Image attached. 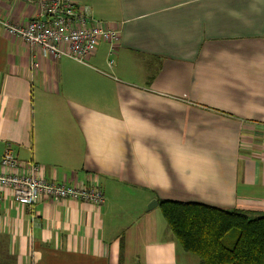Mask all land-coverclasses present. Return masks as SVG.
Returning a JSON list of instances; mask_svg holds the SVG:
<instances>
[{
  "label": "crops",
  "instance_id": "0c3cea01",
  "mask_svg": "<svg viewBox=\"0 0 264 264\" xmlns=\"http://www.w3.org/2000/svg\"><path fill=\"white\" fill-rule=\"evenodd\" d=\"M36 1L0 0V21L36 18ZM81 4L119 31L112 55L53 61L0 25V159L97 183L104 203L5 191L0 264H200L158 202L264 213V0Z\"/></svg>",
  "mask_w": 264,
  "mask_h": 264
},
{
  "label": "built area",
  "instance_id": "2783aa9c",
  "mask_svg": "<svg viewBox=\"0 0 264 264\" xmlns=\"http://www.w3.org/2000/svg\"><path fill=\"white\" fill-rule=\"evenodd\" d=\"M36 9L37 17L25 22L1 20L3 31L29 48L40 49L42 55L53 61L67 57L86 64L101 42L109 45L110 55L114 53L119 31L95 20L81 0H37ZM5 191L15 204L27 208L41 198L53 202L81 201L96 208L104 203L97 183L71 185L46 180L39 165L19 162L10 149L0 159V199Z\"/></svg>",
  "mask_w": 264,
  "mask_h": 264
},
{
  "label": "trees",
  "instance_id": "16d2710c",
  "mask_svg": "<svg viewBox=\"0 0 264 264\" xmlns=\"http://www.w3.org/2000/svg\"><path fill=\"white\" fill-rule=\"evenodd\" d=\"M158 208L177 244L200 264H264V213L162 200Z\"/></svg>",
  "mask_w": 264,
  "mask_h": 264
},
{
  "label": "water",
  "instance_id": "95a60500",
  "mask_svg": "<svg viewBox=\"0 0 264 264\" xmlns=\"http://www.w3.org/2000/svg\"><path fill=\"white\" fill-rule=\"evenodd\" d=\"M152 204H153V206H156V203L155 202H153Z\"/></svg>",
  "mask_w": 264,
  "mask_h": 264
}]
</instances>
